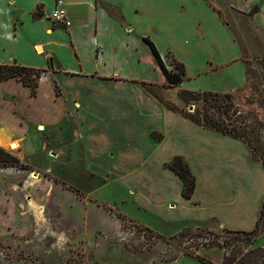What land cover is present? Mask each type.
I'll list each match as a JSON object with an SVG mask.
<instances>
[{"label": "rangeland", "instance_id": "374dc122", "mask_svg": "<svg viewBox=\"0 0 264 264\" xmlns=\"http://www.w3.org/2000/svg\"><path fill=\"white\" fill-rule=\"evenodd\" d=\"M4 1L0 0V48L7 46L20 62L38 66L28 50L41 31L28 27L22 36L9 40ZM202 1L216 13L240 51L239 58L229 64H242L248 86L257 97L264 95V0ZM185 2L148 0L146 5L127 4L124 15L132 27L137 24L148 31L146 34L160 48L170 46L180 58L192 61V69H196L200 60L195 57L193 61V44L187 35L195 32L198 15L195 11L182 17L179 7ZM134 8L140 15L133 14ZM26 13L25 8L21 9V16ZM156 15L159 23L155 22ZM202 17L210 19L204 14ZM122 30L123 35H131L129 24L122 23ZM145 44L138 38L131 54L128 49L121 51L119 57L124 60L127 51L133 63L119 66L108 77L70 74L77 79L80 98L74 94L66 100L65 92L50 78L54 91L60 89L65 119L56 128L44 131H39L42 124H28L27 137H11L19 142L18 151L0 148L18 160V164L10 165L0 153V264H264V198L260 216L250 231L191 226L169 237L141 226L113 202L141 190L140 182L147 173H158L152 167L158 161L157 154L165 159L171 154L169 162L183 156L196 177V197L203 200L205 195L207 167L192 141L193 133L177 126L178 136L171 140L173 150L164 146L157 153L165 131L158 130L152 117L147 119V114L141 113L143 99H151L181 118L186 113L197 112L200 118L207 113L230 123L245 134L264 172V120L257 117L264 111L256 99L250 95L254 107L248 97L235 99L232 90H186V70L183 82L172 85ZM172 51L167 49L159 55L168 72L180 73L177 63L181 62ZM54 55L56 70L66 68L65 50L59 48ZM52 69L49 59L42 77ZM39 87L40 95H44L47 85ZM202 92L227 97L217 101L216 97H202ZM59 128L68 136L63 143L57 136ZM133 149L147 152L142 151V158L132 162L128 153ZM148 152L153 154L150 158ZM162 166L176 174L167 163ZM164 180L166 189L162 194L173 198L170 204L176 210L174 198L180 182L168 175ZM29 201L36 204L37 212ZM126 207L122 205V209ZM177 211L184 212L180 208Z\"/></svg>", "mask_w": 264, "mask_h": 264}, {"label": "crops", "instance_id": "0c3cea01", "mask_svg": "<svg viewBox=\"0 0 264 264\" xmlns=\"http://www.w3.org/2000/svg\"><path fill=\"white\" fill-rule=\"evenodd\" d=\"M63 1L71 23L68 28L53 26L47 18L54 7L55 0H5L3 2V8L9 16L10 25L7 29L9 40L13 41L17 35L22 36V32L28 27L38 29L41 34L28 50L29 56L39 63L38 66L20 62V59L11 55L7 46L0 48V63L15 62L24 67L43 69L50 59L53 66L50 74L41 76L35 97H32L30 90L16 79L0 83V137L7 139L11 151L16 152L20 149L19 142L12 140L11 137L19 139L27 137L28 124L31 127L42 124L44 126L40 125L39 131H44L47 127L54 128L62 119H65L63 100L59 97L60 89L63 93L65 92L66 100L74 94L80 98L79 87L76 86L77 79H72L70 74H94L108 77L115 73L119 66L133 63L132 55L128 56L127 51L124 60L119 57V53L124 49L132 50V45L138 38H142L143 41L145 38L149 39L158 53L167 49L172 51L168 45L160 48L146 34L148 31L140 29L137 24L132 27L131 22L124 15L125 5L134 3L146 5L148 0ZM23 8L27 11L25 16H21ZM179 9L184 18L195 11L198 15L195 32L187 35L193 44L192 51L193 55L195 54L193 61L195 57L200 60L198 68L192 69V61H186L172 51L186 70L187 81L185 83L182 81L184 89L212 90L219 93L232 90L234 98L241 100L245 91L248 90L247 77L242 64H229L239 58L240 51L231 40L227 29L224 28L216 13L202 0H186ZM35 13H40V17L33 18ZM201 13L210 19L205 20ZM133 14L140 15L137 8H134ZM155 22L159 23L157 15ZM122 23L129 24L130 36L123 35ZM59 48L65 50L68 65L66 68L56 70L54 52ZM50 78L57 82L60 88L58 93L51 87ZM44 83L47 89L44 95H40L42 93L39 85ZM141 105V113H146L147 119L152 117L153 122L157 124L155 127L165 131V138L159 145L157 153H161L164 146L168 151L173 150L171 140L178 136L177 126L193 133L192 141L197 147L201 161L207 167V186L203 200L196 197V185L192 197L184 199L181 195L180 179L162 166L163 163L168 164L173 156L171 157L170 154L165 159L156 153L158 161H154L152 167H155L158 173H147L140 182L141 190L135 194L129 193V196L126 194V198L113 201L116 202L119 210L141 226L165 237L177 234L191 226L240 232L252 230L263 205L264 172L262 165L252 160L247 146L240 140L206 129L185 117L181 118L161 108L151 99H143ZM57 133L62 143L68 137L61 128ZM14 143L18 147H15ZM0 148L6 147L0 145ZM142 151L145 153L146 150L142 149ZM142 151L137 153L134 149L130 150L128 153L130 161L138 162V158H142ZM148 155L150 158L153 154L148 152ZM188 166L191 170L189 164ZM167 175L173 176L180 182L178 196L174 199L177 209L184 211L182 214L177 209L174 210L175 206L170 204L173 198L162 194L166 189L164 178ZM123 204H127L128 207L122 209ZM170 228L176 229L166 232Z\"/></svg>", "mask_w": 264, "mask_h": 264}, {"label": "trees", "instance_id": "16d2710c", "mask_svg": "<svg viewBox=\"0 0 264 264\" xmlns=\"http://www.w3.org/2000/svg\"><path fill=\"white\" fill-rule=\"evenodd\" d=\"M256 10L257 9L251 12H256ZM39 17H40V13H35L33 15V18H39ZM144 41L149 46L155 61L160 66L167 81L172 85L181 83L183 80L184 73H185L184 65L182 63H177V66L181 68L180 73L168 72L165 69L162 59L157 49L155 48L154 44L147 38H145ZM43 73H44L43 69L24 67L15 62L12 64L0 63V83L10 80V79H16L30 90V95L32 97L36 96L39 80ZM191 94L197 97L200 96L199 95L200 93H191ZM201 96L202 97H208V96L216 97L217 101L222 98L227 97V95L221 96L218 93H211V92H202ZM205 99H208V98H205ZM182 116L187 118L191 122L199 126H202L206 129H209L217 133H220L222 135L231 137L233 139H237V140L245 142L247 147L250 149L252 160L254 162L257 161L254 155L255 149L250 146L249 140L247 139L245 134L244 133L241 134V132L238 131L236 127L231 126L230 123H225L224 121H218L208 116L207 113H204L202 118L199 117L197 112H194L192 114L186 113V114H183ZM0 153L2 156H4L7 159L10 165L18 164V160L15 157L5 153L2 149H0ZM167 167L171 171L175 172L179 176L180 180L182 181V184H183L182 192H181L182 197L184 199H190L195 190L196 179H195V176L192 174L188 166V163L185 161L183 157L175 156L173 160L167 164Z\"/></svg>", "mask_w": 264, "mask_h": 264}, {"label": "built area", "instance_id": "2783aa9c", "mask_svg": "<svg viewBox=\"0 0 264 264\" xmlns=\"http://www.w3.org/2000/svg\"><path fill=\"white\" fill-rule=\"evenodd\" d=\"M47 18L51 22V24L53 26H56V27L68 28L71 25V23H70V21L68 19V16H67V11L65 9V3H64L63 0H55L54 7L51 10V12L49 13ZM250 95L254 99H256L255 102L256 103L258 102L260 110L264 111V95L263 94L261 96L258 95V97H257V95L248 86V90L245 91V95L242 98H244V97L247 98L248 97L247 98L249 100L248 103L250 105H253L254 107H257V106L250 103ZM257 117L259 119H261L260 117H262L263 120H264V112H263V114L260 113L259 115H257Z\"/></svg>", "mask_w": 264, "mask_h": 264}, {"label": "bare ground", "instance_id": "6f19581e", "mask_svg": "<svg viewBox=\"0 0 264 264\" xmlns=\"http://www.w3.org/2000/svg\"><path fill=\"white\" fill-rule=\"evenodd\" d=\"M0 145L4 146V147H10V144L8 143L7 139H5L4 137H0ZM29 206L34 210V211H38L37 207L32 203L29 202Z\"/></svg>", "mask_w": 264, "mask_h": 264}, {"label": "water", "instance_id": "95a60500", "mask_svg": "<svg viewBox=\"0 0 264 264\" xmlns=\"http://www.w3.org/2000/svg\"><path fill=\"white\" fill-rule=\"evenodd\" d=\"M191 109V108H190Z\"/></svg>", "mask_w": 264, "mask_h": 264}]
</instances>
